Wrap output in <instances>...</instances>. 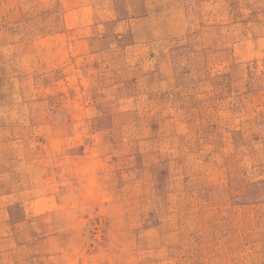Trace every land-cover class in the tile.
Segmentation results:
<instances>
[{"label": "rangeland", "instance_id": "1", "mask_svg": "<svg viewBox=\"0 0 264 264\" xmlns=\"http://www.w3.org/2000/svg\"><path fill=\"white\" fill-rule=\"evenodd\" d=\"M0 264H264V0H0Z\"/></svg>", "mask_w": 264, "mask_h": 264}]
</instances>
